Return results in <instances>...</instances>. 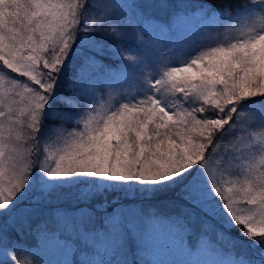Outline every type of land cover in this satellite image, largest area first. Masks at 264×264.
<instances>
[{"label":"snow or ice","instance_id":"1","mask_svg":"<svg viewBox=\"0 0 264 264\" xmlns=\"http://www.w3.org/2000/svg\"><path fill=\"white\" fill-rule=\"evenodd\" d=\"M174 8L0 0V264H163V222L211 258L172 264H264V0Z\"/></svg>","mask_w":264,"mask_h":264},{"label":"rangeland","instance_id":"2","mask_svg":"<svg viewBox=\"0 0 264 264\" xmlns=\"http://www.w3.org/2000/svg\"><path fill=\"white\" fill-rule=\"evenodd\" d=\"M199 9L200 8L190 7L188 12L183 13V11H181L179 12L180 14L179 13H177V15L174 14L171 16L168 22H164V23L166 24L170 23L176 34L184 33L187 36H191L198 24L197 18L201 14ZM159 22L160 21L158 20L157 23ZM78 64L79 61L76 64V67L78 66ZM75 68L73 70V73L70 74L68 83L71 82L73 79ZM137 207H139V205H137ZM146 213H157L163 219L164 217L173 215L175 212H161L156 207H153L147 210ZM181 234L182 233H180L179 229H172L166 222L159 223L156 227L154 235L157 237L158 242H160V247L157 249V253L153 258L162 261L163 264H172V262H181V261L186 262L194 259H200V260L211 259L210 257H207L205 255H201L200 257H186L173 250L179 245V236ZM183 235H185L186 237V234ZM29 239L30 240L34 239L33 240L34 243L33 242L29 243L27 241ZM25 242L29 245H34L36 251L39 253L37 256L36 264H43V261L45 260H56L60 258L57 255L50 253L45 249V241L43 238V234L38 231H33L32 233L28 234L26 236ZM188 244H189V240L185 238L184 246L187 247ZM69 258H71V255Z\"/></svg>","mask_w":264,"mask_h":264},{"label":"trees","instance_id":"3","mask_svg":"<svg viewBox=\"0 0 264 264\" xmlns=\"http://www.w3.org/2000/svg\"><path fill=\"white\" fill-rule=\"evenodd\" d=\"M170 2L173 3V4L179 5V8L170 9V10H168L166 12H164V11L160 12L159 13V18H158L159 21L168 22L172 15H174V14L177 15V13H179L181 11H183V13H186V12L189 11L190 7L191 8H200L201 5H205L206 8H207V6L215 7L219 3L226 2V0H170ZM184 6H185V8H184ZM78 61H79V59L77 58L74 61L72 68L66 74V77H65V88L68 85L70 74L73 73V70L76 67V64L78 63ZM105 62L109 63V61H107V60ZM110 63H112L113 66H115V64L118 63V62L117 61H111ZM139 207H140V205H139ZM143 207H144L145 212L147 210H149L150 208H153V207H156L161 212H176V210H175L176 207L174 205L168 203L167 201H163V202L153 201L152 205L145 204V205H143ZM232 235L235 236V235H238V233L235 230H233ZM33 240L34 239H32V240L29 239L27 241L29 243L30 242L34 243Z\"/></svg>","mask_w":264,"mask_h":264}]
</instances>
